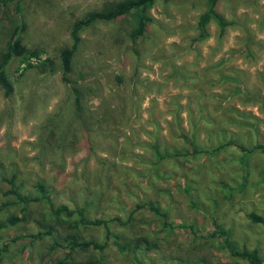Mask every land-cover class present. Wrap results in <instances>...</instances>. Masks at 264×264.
<instances>
[{
	"label": "rangeland",
	"instance_id": "1",
	"mask_svg": "<svg viewBox=\"0 0 264 264\" xmlns=\"http://www.w3.org/2000/svg\"><path fill=\"white\" fill-rule=\"evenodd\" d=\"M117 1L20 2L21 42L36 52L32 64L48 59L51 69H22L16 57L6 66L13 89L7 97L0 89V223L23 220L1 227L0 264L61 256L65 250L47 249L49 237H31L39 228H79L102 240L101 227L72 226L79 209L85 218L129 216L110 228L155 242L136 253L141 264H247L215 228L264 259V225L248 215L264 218V152L256 147H264V0H218L226 29L218 36L210 22L201 41L195 22L205 0H155L152 21L134 40L129 13L82 27L68 74L81 90L76 106L58 53L75 20ZM2 8L0 50L14 0ZM10 178L22 195H37L41 183L73 215L56 220L44 201L18 203ZM103 254L136 264L111 246ZM73 255L71 264L86 259Z\"/></svg>",
	"mask_w": 264,
	"mask_h": 264
},
{
	"label": "trees",
	"instance_id": "2",
	"mask_svg": "<svg viewBox=\"0 0 264 264\" xmlns=\"http://www.w3.org/2000/svg\"><path fill=\"white\" fill-rule=\"evenodd\" d=\"M8 1L10 0H0V13L3 9L2 7ZM162 1L167 2L170 0ZM20 2L21 0H14V24L3 50H0V89H2L5 97L9 96L13 89V86L6 75V66L12 58L16 57L20 64H23L22 69L31 67H37L42 70L43 68L51 69V67L47 66H51V62L48 59H42L38 64H32L30 59L31 57L37 56V54L34 50L27 49L21 42V33L25 28V24L21 15L22 5ZM154 2L155 0H120L108 8L87 12L81 19H77L72 23L68 31L70 43L68 46L60 49L58 53V64L60 67L61 80L68 84L73 95V103L76 106L78 105L81 96V90L75 85L76 82L68 78V74L70 72L71 57L76 51L79 42L78 31L82 27H86L96 20H112L129 13L134 21L129 36L131 40H134L137 36L143 35L147 24L152 21L149 9ZM217 2L218 0H205L204 9L196 17L195 24L197 34L194 37V40L201 41L209 36L206 27L210 22L215 24L218 36H221L224 33L228 22L218 11ZM256 147L264 152L263 146L257 144ZM9 182L11 183V188H9V190L13 193L18 203L27 205L32 202L44 201L48 205L50 213L56 220L64 219L63 221H65V219L70 218L74 213V210L68 208L65 204L53 205L48 196V191L39 182L34 183V190L37 194L34 196L19 194L17 189L12 185V178L9 179ZM76 214L78 216L77 219L71 223L72 226L81 224L83 226L101 227L100 229L104 232L103 239L97 240L91 236L85 237L81 231H79V228H39L34 234H31L33 239L40 241L47 236L51 240L47 247L48 250L51 251L56 248L65 250L61 256L48 260L47 264H71V260L74 258L73 254L79 252L84 253L86 256V259L82 264H113L108 262L105 254H103V250L108 248V246L114 247L118 252L126 251L131 253L136 264H141V260L140 258H137L136 253L139 252L141 254L156 249L155 242L144 236H130L131 238H125L122 237L119 231L117 232L115 230L116 228H110V223L113 221L118 224H127L130 221L129 216L122 221L117 216H110L108 218H85L82 209H79ZM248 215L252 221L260 222L264 225L263 217L254 213H249ZM21 220H23L22 217L10 216L5 223H0V229H4L1 227H4L5 225L14 224ZM162 222H164L163 218ZM60 230L63 231L62 236H60ZM54 234L57 235V237H55ZM214 234L222 235L223 241L225 242L224 244L227 245L228 249L232 251L235 256L246 261L247 264H264V259L258 256L256 248L250 250L247 248H241L237 250L234 245L228 241V235L225 231H222L220 228H215ZM23 236H25V234L19 237ZM3 250L4 249H0V252Z\"/></svg>",
	"mask_w": 264,
	"mask_h": 264
}]
</instances>
